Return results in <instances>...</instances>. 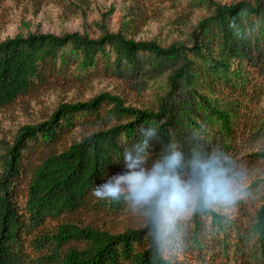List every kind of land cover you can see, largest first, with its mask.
I'll return each instance as SVG.
<instances>
[{"label": "trees", "instance_id": "obj_1", "mask_svg": "<svg viewBox=\"0 0 264 264\" xmlns=\"http://www.w3.org/2000/svg\"><path fill=\"white\" fill-rule=\"evenodd\" d=\"M176 5L182 12L166 21L186 32L166 46L105 28L94 37L34 32L0 40V108L52 83L95 77L149 96L136 107L101 92L59 103L44 120L19 128L0 155V264H224L230 256L234 264H264V0ZM191 7L206 9L193 24ZM149 127L157 135L147 141L144 167L170 145L185 164L196 151L230 167L234 148L257 149L248 165L262 178L246 187L245 203L262 192L245 224L213 208L178 221L161 239L145 210L124 197L94 196L110 162ZM130 217L140 225L93 223Z\"/></svg>", "mask_w": 264, "mask_h": 264}, {"label": "rangeland", "instance_id": "obj_2", "mask_svg": "<svg viewBox=\"0 0 264 264\" xmlns=\"http://www.w3.org/2000/svg\"><path fill=\"white\" fill-rule=\"evenodd\" d=\"M178 1L169 0L162 6L156 0H0V40L34 32L62 34L75 31L94 37L105 28L110 32L121 30L135 40H155L166 46L172 40L182 38L186 32L179 23L173 26L166 21L182 12L176 5ZM218 1L227 3L237 0ZM134 2L139 5V16L142 15L139 19ZM191 10L194 11L192 24L206 12L202 7H191ZM101 92L121 95L126 105L143 107L149 104L146 93L140 95L128 91L118 81L107 77H95L74 84L52 83L38 91L24 94L10 106L0 108V155L24 124L44 120L59 103L85 101ZM261 106H264V100ZM256 150L243 147L233 149L235 159L230 168L234 173L244 175L246 187L255 179L262 178L257 170L250 169L248 165L249 153ZM1 168L0 162V172ZM261 192L258 190L257 198L252 201L245 203L246 197H243L233 206H219L216 210L238 224H245L246 216L252 214L260 203L258 196ZM242 201L245 203L243 207L240 206ZM105 219L104 223L97 219L92 222L111 230H123L141 223L136 217ZM229 259L224 264H234L233 256ZM185 261L188 264L195 263L193 259Z\"/></svg>", "mask_w": 264, "mask_h": 264}, {"label": "clouds", "instance_id": "obj_3", "mask_svg": "<svg viewBox=\"0 0 264 264\" xmlns=\"http://www.w3.org/2000/svg\"><path fill=\"white\" fill-rule=\"evenodd\" d=\"M139 135L144 140L129 145L110 162L93 194L101 200L124 197L134 209L145 210L159 238L196 212L230 207L248 195L244 175L234 173L225 158L215 153L201 156L193 151L185 164L183 154L170 145L150 167L142 166L147 141L157 135V129L149 127ZM185 168L187 175L182 176Z\"/></svg>", "mask_w": 264, "mask_h": 264}]
</instances>
